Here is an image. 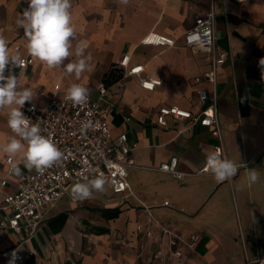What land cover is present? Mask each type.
Instances as JSON below:
<instances>
[{"label": "crops", "instance_id": "1", "mask_svg": "<svg viewBox=\"0 0 264 264\" xmlns=\"http://www.w3.org/2000/svg\"><path fill=\"white\" fill-rule=\"evenodd\" d=\"M71 5L78 40L87 44L86 55L92 56L91 71L77 80L63 67L49 68L34 58L33 64L15 72L22 87L36 95L30 104L39 107L74 83L98 99V86L104 83L105 102L114 106L109 118L114 142L127 133L129 144L136 145L132 154L138 167L128 172L130 189L124 196L105 184L111 196L104 203L91 202L98 192L83 201L72 199L71 186L27 240L23 233L0 227V264H9L13 252L19 257L16 264H246L242 234L254 259L257 246L264 250L257 227V221L264 227V79L258 66L264 57V0H129L127 6L118 0H71ZM27 6V0H0V36L7 40L10 54L21 58L30 56L24 30L17 25ZM211 8L216 14L217 46L230 53L218 70L216 86L224 154L238 166L258 170L259 181L251 186L244 167L221 183L211 173H199L206 154L218 144L212 128L174 116L167 117L166 126L157 121L161 106L179 105L198 115L211 103L210 99L201 103L197 93L198 87L213 92L204 79L211 69L209 55L183 40L197 16ZM151 32L174 37L175 46L143 44ZM126 55L129 67L144 65L141 75L153 78L154 90L141 87L140 77L127 69L119 80L105 81ZM197 77L203 80L197 83ZM10 135L6 115L0 114V143ZM173 156L178 157L180 170L194 175L176 179L158 169ZM8 158L0 153V204L17 192L19 176L29 171L17 154L12 158L20 171L10 174ZM122 199L126 203L120 206ZM165 201L170 204L165 206ZM115 213L118 216L113 217ZM3 219L7 214L0 211ZM195 233L203 238L191 250L188 242ZM173 238L179 241L181 257L173 253ZM160 249L164 260L154 258Z\"/></svg>", "mask_w": 264, "mask_h": 264}, {"label": "built area", "instance_id": "2", "mask_svg": "<svg viewBox=\"0 0 264 264\" xmlns=\"http://www.w3.org/2000/svg\"><path fill=\"white\" fill-rule=\"evenodd\" d=\"M244 2L247 0H234ZM216 14L214 8L197 16L195 25L183 35L184 44L189 47H196L209 55L211 69L204 74V79L212 84L213 92L204 87H198L197 93L201 103L211 100L210 105L200 114L195 115L190 110L179 105L161 106L158 110V124L166 126L167 117L174 116L177 119H189L194 123H200L213 129V135L218 140L215 150H219L223 157L224 147L220 129V120L217 111L218 70L230 58V53L220 50L217 46ZM143 44L164 47H173L176 39L158 32L149 33L142 41ZM22 68L34 63L31 56L23 57ZM130 56L126 55L119 66L131 75L140 77L141 87L147 90H154L156 83L151 76L142 77L144 65L129 67ZM202 77L195 81L200 83ZM100 97L93 99L89 94L88 102L84 105H73L72 102L64 99L65 94H55L51 102L45 107L36 104L26 103L21 111L29 117L33 123H39L42 134L49 137L56 146L64 153L61 162L54 164L43 172L35 169L29 170L19 176L18 190L15 193L5 196L3 204H0V211H5L7 219L0 221V227L10 229L15 233L22 234V239H29L35 231L45 222L48 214L56 205L69 193V189L76 182H83V175L103 176L106 183L117 195H125L130 189L128 172L138 167L137 161L132 154L136 145L129 144L127 133H122L114 142L112 127L109 121L113 111V104H106L105 95L107 92L104 83L98 86ZM35 105L33 111H28ZM130 119L128 118V121ZM91 121L92 127L83 130L82 124ZM214 150V151H215ZM13 158L7 159L10 165L9 173L12 174L11 163ZM159 170L173 175L176 179H182L187 173L178 168V157L173 156L168 162L162 164ZM199 173L206 172L204 168ZM126 203L124 199L119 202L120 206ZM169 201L164 205L168 206ZM141 229V226L138 227ZM203 236L195 233L191 236L188 246L191 250L197 248ZM242 241L245 246L246 264H264V250L257 246L256 257H249L246 249V239L242 234ZM258 245L259 241L255 238ZM171 245L175 248L174 255L182 256L178 249L179 241L171 239ZM166 257L163 250H158L154 258L164 260Z\"/></svg>", "mask_w": 264, "mask_h": 264}, {"label": "clouds", "instance_id": "3", "mask_svg": "<svg viewBox=\"0 0 264 264\" xmlns=\"http://www.w3.org/2000/svg\"><path fill=\"white\" fill-rule=\"evenodd\" d=\"M118 3L127 6L129 0H118ZM27 5L18 15L17 25L24 30L28 54L49 68L63 67L66 74H74L77 80L84 72L91 71L92 56L86 55L87 44L78 40L70 11L71 0H27ZM22 64L21 56L10 54L7 40L0 36V114L6 115L7 126L13 134L7 137L6 142L0 143V153L9 157L20 154L27 169L43 172L61 162L64 153L42 134L39 123H33L21 111L26 102L31 103L36 96L31 88L22 87L15 72V68ZM258 66L264 79V57L259 59ZM64 99L76 106L84 105L88 102L89 90L74 83L67 89ZM34 108L35 105L28 111ZM91 127V121L82 124L83 130ZM10 163L11 170L18 174L19 167L13 161ZM239 167L245 168L249 186L259 181L256 168H248L243 163L238 166L233 160L223 157L218 149L206 154L204 170L210 172L217 183L236 176ZM105 184L103 176L92 175L90 178L83 175V182H76L70 195L78 201L90 199L94 192H103ZM18 259L13 252L9 264H16Z\"/></svg>", "mask_w": 264, "mask_h": 264}, {"label": "rangeland", "instance_id": "4", "mask_svg": "<svg viewBox=\"0 0 264 264\" xmlns=\"http://www.w3.org/2000/svg\"><path fill=\"white\" fill-rule=\"evenodd\" d=\"M98 196L99 197L96 200H93L91 202H95V201L102 202V203L106 202L107 199L111 196V190L108 187L105 186V190L103 192H99ZM236 219H237V217H236ZM237 221H238V219H237ZM257 224H258V226H257L258 227V232L260 231V233H259L260 235H258V239L260 240L261 247H262V244H264V239L262 237V235L264 234V231L262 229H264V227H263V224L260 223L259 221H257ZM244 231H245V235H246V237L248 239V237H249V229L245 228V225H244ZM253 237H254V235H253ZM253 243H254V246H255L254 240H253ZM249 249H252V243L251 242H249Z\"/></svg>", "mask_w": 264, "mask_h": 264}, {"label": "trees", "instance_id": "5", "mask_svg": "<svg viewBox=\"0 0 264 264\" xmlns=\"http://www.w3.org/2000/svg\"><path fill=\"white\" fill-rule=\"evenodd\" d=\"M124 74V69L121 68L120 66H117V68L115 70H112L106 77V82L107 83H113L117 80H119L122 75ZM114 215V216H113ZM112 216L115 217V216H118L117 213L113 214ZM101 232H105L106 230H100Z\"/></svg>", "mask_w": 264, "mask_h": 264}]
</instances>
